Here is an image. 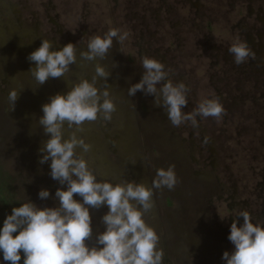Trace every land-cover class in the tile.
Segmentation results:
<instances>
[{"label":"rangeland","instance_id":"1","mask_svg":"<svg viewBox=\"0 0 264 264\" xmlns=\"http://www.w3.org/2000/svg\"><path fill=\"white\" fill-rule=\"evenodd\" d=\"M113 28L128 36L122 44L113 40L106 59H79L92 37ZM237 38L250 49L240 65L228 52ZM43 40L54 42L53 50L75 44L78 59L64 78L39 87L27 57ZM144 56L190 87L183 111L218 97L226 115L173 127L164 109L154 107V95L129 97L128 88L142 79ZM97 62L112 72L117 110L79 133L92 146L84 154L89 167L103 180L151 186L157 169L174 165L178 183L155 190V207L145 216L160 235L163 264H226L235 216L247 210L254 223L264 221V0H0V228L30 200L57 206L55 193L67 186L51 178V160L39 163L50 138L38 122L42 106L80 78L91 79ZM12 90L19 95L13 111ZM42 189L50 191L47 200L39 198ZM108 211L90 210L94 233L106 230L101 218ZM0 264H7L2 253Z\"/></svg>","mask_w":264,"mask_h":264},{"label":"clouds","instance_id":"2","mask_svg":"<svg viewBox=\"0 0 264 264\" xmlns=\"http://www.w3.org/2000/svg\"><path fill=\"white\" fill-rule=\"evenodd\" d=\"M127 36V32L120 34L115 28L103 36H94L87 50L79 51V59L104 60L113 40L122 44ZM54 47V42L43 40L27 57L35 65L29 72L39 87L50 78H64L77 63L75 44L68 43L59 50ZM228 52L236 65L250 55L247 43L239 38ZM142 68V79L128 88V96L133 97L138 91L154 95V107L164 109L173 127L186 122L198 127L197 116L219 121L226 115L218 97L202 100L192 112L183 111L189 103L190 87L182 81L174 83L172 69L154 57L144 56ZM111 74L97 62L91 79L80 78L66 94H55L42 106L44 115L38 122L50 138L39 149L43 154L39 163L51 160V178L67 187L57 189L55 207L41 208L30 200L12 209L0 228V253L7 264H21L22 256L23 264H163L160 235L145 216L155 207V190H173L178 183L174 165L157 169L151 186L125 179L113 183L98 178L84 155L92 150L91 144L79 135L85 123L101 118L110 121L117 110L110 93L112 86L108 84ZM18 99L16 90L9 92L12 111ZM78 148L82 149L79 154ZM76 195L82 199H75ZM49 197V190L39 192L41 200ZM103 206L109 209L101 218L106 230L94 233L90 210ZM93 239L95 243L91 244ZM228 239L234 250L223 253L226 264H264V221L254 223L250 213L241 210L231 224Z\"/></svg>","mask_w":264,"mask_h":264}]
</instances>
